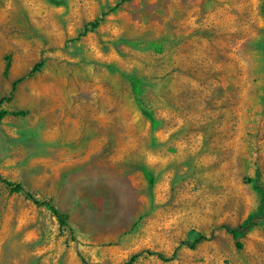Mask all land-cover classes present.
I'll list each match as a JSON object with an SVG mask.
<instances>
[{
  "label": "rangeland",
  "instance_id": "rangeland-1",
  "mask_svg": "<svg viewBox=\"0 0 264 264\" xmlns=\"http://www.w3.org/2000/svg\"><path fill=\"white\" fill-rule=\"evenodd\" d=\"M0 110V264H264V0H0Z\"/></svg>",
  "mask_w": 264,
  "mask_h": 264
},
{
  "label": "trees",
  "instance_id": "trees-1",
  "mask_svg": "<svg viewBox=\"0 0 264 264\" xmlns=\"http://www.w3.org/2000/svg\"><path fill=\"white\" fill-rule=\"evenodd\" d=\"M101 16L100 18L95 19L94 21H92L91 23H89V27L90 29H94L97 27V25L100 23V21L102 20ZM84 33V32H83ZM38 65H35L30 71L29 73H27V75L15 80L12 84H11V90L10 92H12V90L14 89L15 85L20 82L21 80H23L25 77L31 75L32 73H34L35 71H37L38 69ZM138 84L139 81L137 79L131 78L129 80V85H130V90L131 93L133 95L134 101L139 109L140 114L151 124L153 125V119L151 114L142 107L140 99H139V90H138ZM25 115V112L22 111H15V112H7V111H3L0 110V120L3 119L4 117L8 116V117H22ZM0 184H2L4 186V188L10 192V193H15V194H21L23 195L26 199H28L29 201H31L35 206H39V207H43L46 211H48L56 220L57 224L60 227H64L66 228L68 226L67 224V219L66 216L62 213H60L49 200H37L34 197L31 196V194H29L27 191L24 190V188L19 184V183H12L7 181L6 179L2 178L0 176ZM223 229L225 230V232L231 236H235L236 234L239 233L240 228L237 229H229L226 226H223ZM207 237L203 236V235H198L191 244H186L185 246L188 249H194L199 243L207 241ZM236 246L238 247L239 244H236ZM146 255L148 256H155L158 260L163 261V262H168L171 261L174 258V253L169 256V257H164L163 255L159 254V253H153V252H145ZM136 256H132L129 258L128 263L126 264H131Z\"/></svg>",
  "mask_w": 264,
  "mask_h": 264
}]
</instances>
